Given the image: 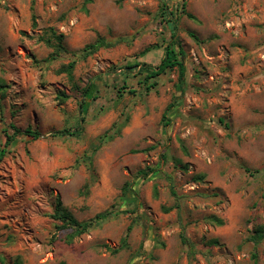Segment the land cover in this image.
<instances>
[{"label":"rangeland","instance_id":"374dc122","mask_svg":"<svg viewBox=\"0 0 264 264\" xmlns=\"http://www.w3.org/2000/svg\"><path fill=\"white\" fill-rule=\"evenodd\" d=\"M0 85V264H264V0H0Z\"/></svg>","mask_w":264,"mask_h":264},{"label":"trees","instance_id":"16d2710c","mask_svg":"<svg viewBox=\"0 0 264 264\" xmlns=\"http://www.w3.org/2000/svg\"><path fill=\"white\" fill-rule=\"evenodd\" d=\"M165 8H167V4L164 5ZM166 9H164L165 11ZM163 17L165 19V22L169 24V27L172 30H177V22L176 20L172 19L171 17H166L167 14L168 15H172L173 13L169 12H163ZM190 18L195 19L192 15H189ZM191 36L198 41V37L195 34H191ZM176 33L173 31L172 33V38L173 41L170 42L169 44H167L165 46L164 49V57L161 61V63L158 66H152L149 65L147 63L144 62H135V63H130L128 65H125L124 67H122V69L124 71H134L137 68H140V71H142L143 73L146 74V79H153L156 77L161 76L162 74L166 73L169 70H172L174 68H177L179 70V78L181 80V83H184V77L186 74V67L183 64V62L180 60L179 55L177 53V51L173 48V44H178V42H176ZM57 40H59L60 42L63 41V35H58L56 37ZM175 42V43H174ZM110 46V44H107L104 40L100 39L98 42L89 45L84 51H85V56H90L94 53H96L97 51H99L101 48L103 47H108ZM181 54L184 55V52L181 50ZM69 68L73 67V64H70L68 66ZM4 89L3 85H0V94L2 93V90ZM89 92V90H86L84 92V101L81 102L80 106H81V113L84 114V106L86 105V101H87V93ZM0 117H3V110H2V105L0 102ZM84 121V115L81 116V121L80 123L77 125V129L74 131L71 130H64L61 131L60 133H58V135H80L83 131L81 122ZM11 129L14 130V132L11 135H8V142H11L12 140L15 139L16 135H25L28 136L30 138H32L33 140H37L41 137L40 133L37 131H34L32 129H27L25 132H22L21 130H19L17 127H15L14 125H12L10 127ZM5 152V151H3ZM197 180H204V176L203 175H199L197 177ZM129 185L127 184L124 187V192L127 193L130 189H129ZM175 194V192H174ZM115 211H106L104 213L98 214L94 219L90 220V221H84V222H80L78 221L73 214L68 211L62 201L60 200V198H57L56 201V208L55 211L52 215V218L59 222L61 225L58 226V228L60 230L62 229H69L71 230V233L67 236L66 241L69 243H72L75 237L84 235L86 233H88L90 230H92L93 228H95V226L97 224H99L101 221H104L110 217H112L113 215H115ZM251 240L253 242H255L256 244H259L260 242H262L264 240V228H260L257 229L255 232V235L253 237H251ZM124 243L126 244V241H124ZM62 264H66V263H62Z\"/></svg>","mask_w":264,"mask_h":264}]
</instances>
